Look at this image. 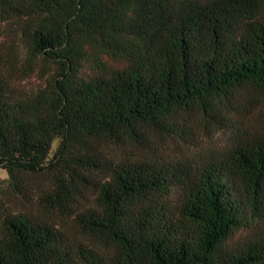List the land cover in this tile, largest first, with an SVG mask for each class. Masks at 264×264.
Segmentation results:
<instances>
[{
	"label": "trees",
	"instance_id": "16d2710c",
	"mask_svg": "<svg viewBox=\"0 0 264 264\" xmlns=\"http://www.w3.org/2000/svg\"><path fill=\"white\" fill-rule=\"evenodd\" d=\"M0 168V264H264V0H0Z\"/></svg>",
	"mask_w": 264,
	"mask_h": 264
},
{
	"label": "rangeland",
	"instance_id": "374dc122",
	"mask_svg": "<svg viewBox=\"0 0 264 264\" xmlns=\"http://www.w3.org/2000/svg\"><path fill=\"white\" fill-rule=\"evenodd\" d=\"M56 142L53 144V147H55ZM7 177V173L4 169L0 168V179L2 178H6Z\"/></svg>",
	"mask_w": 264,
	"mask_h": 264
}]
</instances>
